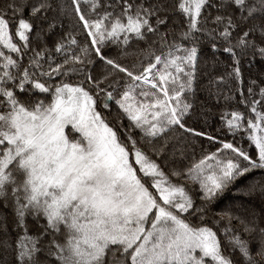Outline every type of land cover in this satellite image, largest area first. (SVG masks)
<instances>
[{
	"label": "snow or ice",
	"instance_id": "6c2138e0",
	"mask_svg": "<svg viewBox=\"0 0 264 264\" xmlns=\"http://www.w3.org/2000/svg\"><path fill=\"white\" fill-rule=\"evenodd\" d=\"M0 264H264V0H0Z\"/></svg>",
	"mask_w": 264,
	"mask_h": 264
}]
</instances>
